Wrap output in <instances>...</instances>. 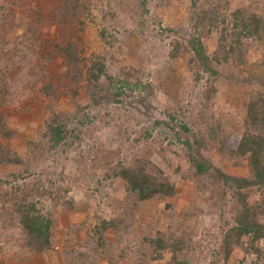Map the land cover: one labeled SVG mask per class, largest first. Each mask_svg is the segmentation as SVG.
I'll return each mask as SVG.
<instances>
[{
    "label": "rangeland",
    "instance_id": "rangeland-1",
    "mask_svg": "<svg viewBox=\"0 0 264 264\" xmlns=\"http://www.w3.org/2000/svg\"><path fill=\"white\" fill-rule=\"evenodd\" d=\"M65 3L0 0V264H264V238L235 229L246 216L264 228V185L220 177L252 178L249 152L233 151L264 138V31L239 25L264 18V0H79L64 15ZM69 40L81 62L65 58ZM137 166L174 193L137 199L119 175ZM21 192L51 220L43 250L19 222Z\"/></svg>",
    "mask_w": 264,
    "mask_h": 264
},
{
    "label": "trees",
    "instance_id": "trees-1",
    "mask_svg": "<svg viewBox=\"0 0 264 264\" xmlns=\"http://www.w3.org/2000/svg\"><path fill=\"white\" fill-rule=\"evenodd\" d=\"M78 1L79 0H66L63 9L64 15L65 13L69 12V9L72 11L71 13H73V10L78 9ZM209 13L210 12L203 10L195 15L196 29H198L200 25L203 26V23L206 22L205 19L209 20ZM212 15L213 13L211 12L210 18H212ZM239 20V25L248 31L247 35H250L252 32L257 34L261 31H264V18H260L254 14H250L246 17H240ZM187 44L196 59L200 63H202L205 70L215 72V70L211 69L210 66H208V57L205 54L204 46L202 44L200 36L198 34H193L187 40ZM77 46V42L73 40L66 41L63 46H60L69 64H73L77 61H82V59L79 58L81 52L77 49ZM82 64L83 66L87 67V74L90 75L93 80L99 79L100 76H107L104 70L103 63H91L89 66H87L86 62L83 61ZM111 83H113L112 79ZM120 83L122 85L125 83V81L120 80ZM261 99L262 101H264V93L262 94ZM254 109L255 103L250 102L248 107V115L249 117H251L253 122H256L258 115ZM55 122L56 120L54 119L47 125L49 140H51L53 143H57L61 138V129L58 125L53 124ZM246 152H249V164L254 172L252 178H236L220 173V177H222L225 181L234 182L236 188L238 189L246 188L253 184L264 185V162L262 160V157L264 155V138L260 137L259 135L257 136L249 134H244L243 136H241L238 145L236 146L233 153L242 156ZM197 165L199 170L205 168L204 166H202V164ZM119 175L126 181L127 188L130 190V192L134 194V196H136V198L139 200L147 199L154 194L163 193L165 195H172L174 193L173 186L170 183H167L165 181L161 182L150 177L146 170L140 166L123 167L119 171ZM19 188L20 186H13V188L11 187V189L14 191V195L16 194L15 191H20ZM25 192H21L23 193V196H21V198H23V202H21L19 204L20 206H18L17 208V211L19 212V222L27 233L28 239L31 241L30 245H33L34 249L40 251L49 244L51 220L45 217L40 212L36 211L33 204H31L30 207L26 205L27 194ZM12 195L13 194H10L9 198H11ZM17 201L19 202V200ZM242 207L246 215H248V212H251V207L247 206L246 202H243ZM250 219L251 221H249ZM105 224L107 225V223H104L103 226H106ZM235 229L237 230L238 236L251 235L253 241H256L260 237L264 238V228H262V226L259 227V225L255 222V218L252 216L251 218L246 216V221H239L238 226H235ZM174 264H187V262L177 260Z\"/></svg>",
    "mask_w": 264,
    "mask_h": 264
}]
</instances>
